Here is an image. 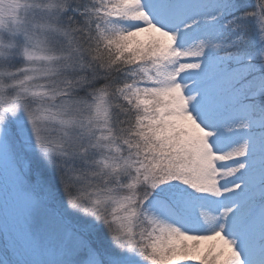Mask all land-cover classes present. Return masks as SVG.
Instances as JSON below:
<instances>
[{
  "label": "snow or ice",
  "instance_id": "obj_1",
  "mask_svg": "<svg viewBox=\"0 0 264 264\" xmlns=\"http://www.w3.org/2000/svg\"><path fill=\"white\" fill-rule=\"evenodd\" d=\"M0 264H264V0H0Z\"/></svg>",
  "mask_w": 264,
  "mask_h": 264
}]
</instances>
